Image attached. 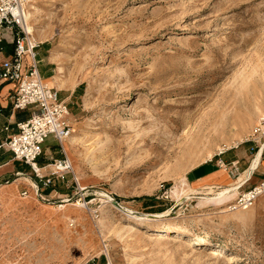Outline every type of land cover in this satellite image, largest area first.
<instances>
[{
  "label": "rangeland",
  "instance_id": "1",
  "mask_svg": "<svg viewBox=\"0 0 264 264\" xmlns=\"http://www.w3.org/2000/svg\"><path fill=\"white\" fill-rule=\"evenodd\" d=\"M26 11L31 37L51 43L56 88L81 84V106L49 155L69 170L46 186L49 166L17 160L0 186V264H264V195L230 208L261 177L242 185L264 116V0H28ZM218 155L240 157L227 183L186 180ZM171 226L195 236L153 234Z\"/></svg>",
  "mask_w": 264,
  "mask_h": 264
},
{
  "label": "built area",
  "instance_id": "2",
  "mask_svg": "<svg viewBox=\"0 0 264 264\" xmlns=\"http://www.w3.org/2000/svg\"><path fill=\"white\" fill-rule=\"evenodd\" d=\"M28 0H0V29L8 28L13 33L14 52L11 56L0 58V80L15 83L12 105L18 110H29V117L17 123L18 131L11 134L5 144L16 160L30 166L36 172L37 160L43 153L48 137L59 144L73 132L69 120V107L59 97L58 91L47 85L40 75L36 60L39 42L31 37L21 26L25 5ZM1 51V50H0ZM247 141L264 151V116L257 118ZM49 175H39L43 185H49L58 173L69 170L67 155L53 159L48 164ZM264 195V179L248 190L238 193L230 208L247 209L255 200Z\"/></svg>",
  "mask_w": 264,
  "mask_h": 264
},
{
  "label": "crops",
  "instance_id": "3",
  "mask_svg": "<svg viewBox=\"0 0 264 264\" xmlns=\"http://www.w3.org/2000/svg\"><path fill=\"white\" fill-rule=\"evenodd\" d=\"M0 50L1 59L11 56L14 52L13 33L8 28L0 29ZM35 51L40 75L44 80L53 83L51 87L55 88L58 91L59 97L67 103L70 111L69 117L74 118L76 111L81 106L79 103L82 95L81 84L68 88H56L57 85H55L54 77L57 71L55 62L51 60V43L48 40L39 41V45ZM15 89V83L0 80V186L4 181L14 179L18 172V161L7 149L5 142L11 134L18 131L17 123L25 121L30 114L29 110L13 108L12 99ZM57 149L64 150L63 143L59 144L54 138L48 137L43 146L44 155L48 156L45 157L46 160H53V157L49 155L53 152L57 153ZM235 155L232 158L228 155H218L209 162L193 167L187 173L186 180L197 189L213 184L227 183L230 179L229 171H232L233 167L236 169L237 164L240 163V157L234 158ZM49 163L51 162L45 163L44 159H39V162L37 160V165L39 164L40 170L47 168ZM263 164L264 160L262 154H260L259 160L255 165L257 168L252 171L249 178L244 180L243 186L251 183L256 177L255 175L261 176L259 178L260 180L255 181V184H258L264 179ZM226 165H230L229 171ZM222 166H225V168H222ZM245 170L243 168L239 174L245 172Z\"/></svg>",
  "mask_w": 264,
  "mask_h": 264
},
{
  "label": "bare ground",
  "instance_id": "4",
  "mask_svg": "<svg viewBox=\"0 0 264 264\" xmlns=\"http://www.w3.org/2000/svg\"><path fill=\"white\" fill-rule=\"evenodd\" d=\"M30 17V12H25L24 11V16L22 18V22H21V26L22 28L28 32V33H32L33 32V27L28 23V19ZM45 83L48 85V83L45 81ZM61 85V84H60ZM59 85V86H60ZM50 86V85H49ZM262 153V149H259L255 154H256V158L253 162V166L255 168V165L256 163L258 162L259 160V157H260V154ZM253 161V160H252ZM253 168V167H252ZM239 186V185H238ZM238 186L236 187H231V188H228V189H224L220 194L222 196H224L225 194H228L229 192L231 191H234L238 188ZM146 217V216H145ZM154 229V228H153ZM156 232L153 233L155 235H159V232H176V233H179V234H185V235H188V236H195L191 231L189 230H186V229H179L177 227H160V228H155L154 229ZM199 241L203 242V243H211L207 238H204V237H199L198 238ZM211 253H214V254H218V252H216L215 250H213V252ZM221 256H224L226 257V259L228 260V263H235L238 261V256L237 255H234V254H223V253H219ZM109 260V259H108Z\"/></svg>",
  "mask_w": 264,
  "mask_h": 264
},
{
  "label": "trees",
  "instance_id": "5",
  "mask_svg": "<svg viewBox=\"0 0 264 264\" xmlns=\"http://www.w3.org/2000/svg\"><path fill=\"white\" fill-rule=\"evenodd\" d=\"M261 154H262V158H263V160H264V151H263Z\"/></svg>",
  "mask_w": 264,
  "mask_h": 264
}]
</instances>
